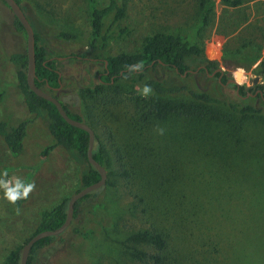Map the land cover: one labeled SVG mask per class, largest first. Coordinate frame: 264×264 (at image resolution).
Returning a JSON list of instances; mask_svg holds the SVG:
<instances>
[{"label":"rangeland","instance_id":"rangeland-1","mask_svg":"<svg viewBox=\"0 0 264 264\" xmlns=\"http://www.w3.org/2000/svg\"><path fill=\"white\" fill-rule=\"evenodd\" d=\"M18 1L36 25L35 31L41 37L39 44L46 46L47 56L59 61L60 86L52 90L42 88L58 96L70 112L78 114L99 135L108 161L110 184L94 190L91 198L81 204L78 216L72 218L68 229L46 244L33 264H129L118 242L128 232L141 229L140 220L144 216L139 210L143 205L133 199L135 186L128 187L114 174L122 170L118 155L133 146V138L142 144L155 140L158 143L155 163L161 164L164 170L172 158H177L174 137L178 119L172 117L153 127L135 126V118H141V112L146 110L143 101L136 103L137 97L159 96L152 92L144 95L142 89L124 81L103 83L98 80L103 63L80 57L86 52L90 32L87 0ZM208 1L211 19L200 33L204 53L197 58V64L211 67L216 63L214 69H222L225 81L204 71H192L186 78L196 90L207 91L220 99L219 106L211 108L218 120L213 121L207 132L214 139L189 143V160L194 154L196 160L204 161L198 166L200 174L193 175H202L204 181L215 180L209 192L215 199L206 197L203 203L212 209L213 232L223 240L225 255L249 256V264H264V98L258 93H264V78L257 71L258 62L264 58V0H243L237 7L225 5L221 0ZM199 10V0H127L126 17L120 28L111 29L107 49L136 51L154 31L186 32L198 21ZM124 28L126 31L121 33ZM61 31L75 33L77 38L64 39L59 36ZM25 51L26 34L16 28L12 11L0 0V90L4 91L0 119L12 125L28 121L20 155L10 154L0 137V183L35 184L34 191L20 206L8 202L0 188V264L10 250L32 236L39 223L40 210L53 208L83 187L80 173L86 168L56 143L46 122L26 108L17 86L16 66L9 60L12 53ZM252 59L255 63L248 70L241 66ZM237 71H241L239 79ZM228 79H237V84L226 83ZM241 85H244L243 93L236 99L235 93ZM159 98L189 99L179 95ZM229 99L240 105L252 104L259 112L240 115L227 108ZM157 128H166L167 138L165 134H158ZM166 143L173 156L166 155ZM199 144L201 149L195 151ZM138 158L145 166L151 160L146 155ZM205 186V182L200 184L198 192H204ZM99 201H106L110 206L107 216L102 211L90 212L91 205ZM132 202L137 204L138 211L134 213L129 212Z\"/></svg>","mask_w":264,"mask_h":264},{"label":"trees","instance_id":"trees-1","mask_svg":"<svg viewBox=\"0 0 264 264\" xmlns=\"http://www.w3.org/2000/svg\"><path fill=\"white\" fill-rule=\"evenodd\" d=\"M87 1L90 32L86 39V52L80 57L103 63L99 81L103 83L124 81L142 90L145 86H149L151 92L159 97L179 95L189 98L187 101H171L159 97L143 99L140 96L136 99L137 104L140 100L145 103L146 110L141 112V118H135V126L153 127L159 122H168L172 117L178 119L177 133L174 137L176 142L174 154L177 158L169 161L171 164H167V172L166 168L163 170L164 167L161 164L155 163L158 143L153 140L151 144L149 142L142 144L137 138H133L131 142L133 146L130 149H123L118 155L122 170L114 174H118L128 187L135 186V191H132L133 199L138 205H143L139 210L144 216L140 220L141 229L128 232L123 241L118 242L123 253L128 256L129 264H238L239 262L249 264L251 262L249 256L241 257L240 254L234 253L231 256L225 255L223 240L213 232L215 222L212 209L210 205L205 206L203 203L206 197L215 199V195L209 193L215 180L208 178L204 181L201 179L202 175H193L194 172H198V166L203 165L204 161L196 160L194 154L192 161L189 160V143H201L210 137L214 139V135L207 132L213 126V121L218 120L211 108L218 107L220 99L207 91L196 90L186 80L192 71H204V74L209 75L216 68L214 62L211 67H206V70L197 64V58L204 53L200 33L211 19L210 1L199 0L200 16L190 30L183 33L157 30L146 36L136 51L120 52H112L110 48L107 49V46L111 29L120 28L126 17L127 0H105V3H101L100 0ZM221 1L233 7L243 3V0ZM17 2L19 3L18 0ZM29 22L35 32L36 84L51 90L57 89L61 84L59 61L47 56L46 46L39 44L41 37L35 31L36 25L30 20ZM14 24L18 30L25 33L16 17H14ZM124 31H126L125 28L120 30L121 33ZM59 36L67 40L77 38L75 33L68 31H61ZM9 60L16 66L17 86L24 96L28 111L42 118L56 143L62 146L74 161L86 167L80 173L81 184L85 186L97 181L100 174L87 159V131L66 122L51 101L30 90L26 81V51L12 53ZM253 63L255 59L241 66L248 70ZM137 64H142V69H139ZM257 71L264 78V58L258 62ZM218 75V71L214 72V76L218 77ZM222 81H225L223 77ZM243 89L244 85H241L235 93L236 99L239 98V93H243ZM258 93L264 98V93ZM3 96L4 91L0 90V102ZM62 104L71 117L82 119L78 114L70 112L64 102ZM226 106L240 115L259 112V109L252 104L240 105L232 99L226 101ZM27 125V120H21L12 125L0 119V137L13 156L20 155L24 150ZM166 130L164 128L163 134L167 138ZM200 145L194 148L195 151L201 149ZM164 148L167 149L166 155L173 156L171 150H168V143L164 145ZM92 152L93 157L107 170L105 148L96 132ZM140 155H146L151 159L146 166L145 162L138 158ZM203 182L206 184V189L200 193L198 187ZM25 184L29 183L25 182ZM105 185H110L108 180ZM93 194L94 191L76 201L73 218L78 216L81 204ZM25 200L17 201L14 206H20ZM68 200L69 198H64L53 208L40 210L39 223L33 234L44 229L59 227L65 220ZM136 203L130 204V213L138 211ZM89 210L90 212L102 211L101 214L107 216L110 206L106 204V201H99L93 203ZM56 236L58 235L36 241L29 253L27 264H33L38 252ZM22 246H16L10 250L2 264H20ZM230 248L233 249V245Z\"/></svg>","mask_w":264,"mask_h":264},{"label":"water","instance_id":"water-1","mask_svg":"<svg viewBox=\"0 0 264 264\" xmlns=\"http://www.w3.org/2000/svg\"><path fill=\"white\" fill-rule=\"evenodd\" d=\"M7 6L12 11L14 17H16L21 25L23 26L25 33H26V54H27V66H26V81L31 91L36 93L38 96L43 97L44 99H47L51 101L57 108L58 112L61 114V116L65 119L66 122L69 124L76 126L78 128H81L88 133V147H87V159L89 163L99 172L100 178L89 184L85 185L79 190H77L75 193H73L68 200L67 205V213L64 222L57 228L54 229H44L42 231H39L35 234H33L22 246L21 250V257H20V264H27L28 256L31 251L32 246L36 241L39 239L48 237V236H55L59 235L62 232H64L67 227L70 225L71 220L73 218L74 214V206L78 199L84 197L88 193L102 187L105 185L107 180V170L105 169L104 165L101 164L98 160H96L93 157V146L95 141V131L94 129L87 124L82 119H76L71 117L66 109L63 107L62 102L53 94H51L49 91L43 89L42 87L38 86L36 84V57H35V32L33 29V26L29 22L26 14L24 13L20 3L17 2V0H3ZM205 70L206 67L202 66ZM220 74L222 75L223 71L221 68L217 69ZM214 73H211L209 75H213ZM241 75V71H237V79H239V76ZM218 79L221 81L220 77ZM237 79H228L226 83L233 82L237 84Z\"/></svg>","mask_w":264,"mask_h":264},{"label":"clouds","instance_id":"clouds-1","mask_svg":"<svg viewBox=\"0 0 264 264\" xmlns=\"http://www.w3.org/2000/svg\"><path fill=\"white\" fill-rule=\"evenodd\" d=\"M139 69H142V64H137ZM151 92V88L149 86H145L143 89L144 95H148ZM157 132L160 135H163L164 129L157 128ZM0 188L4 190V197L8 200L11 204L15 205L17 201L21 199H27L29 195L34 191L35 184L29 183L25 184L21 181H17L14 185H9L8 182L0 183ZM17 214H19V209H17Z\"/></svg>","mask_w":264,"mask_h":264},{"label":"flooded vegetation","instance_id":"flooded-vegetation-1","mask_svg":"<svg viewBox=\"0 0 264 264\" xmlns=\"http://www.w3.org/2000/svg\"><path fill=\"white\" fill-rule=\"evenodd\" d=\"M216 71H218V70H217V69H214L213 73L216 72ZM218 72H219V71H218ZM213 75H214V74H213ZM223 76H224L223 73H222V75H221L220 72H219L218 77H220V79H221Z\"/></svg>","mask_w":264,"mask_h":264}]
</instances>
